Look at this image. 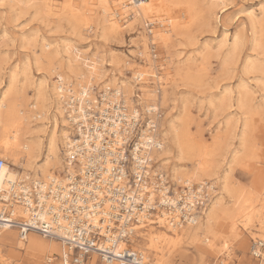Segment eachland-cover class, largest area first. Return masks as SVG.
<instances>
[{
	"label": "bare ground",
	"instance_id": "6f19581e",
	"mask_svg": "<svg viewBox=\"0 0 264 264\" xmlns=\"http://www.w3.org/2000/svg\"><path fill=\"white\" fill-rule=\"evenodd\" d=\"M63 1V4L59 5L57 0H49L43 7L44 12L48 16L65 14L77 30L87 34L98 31L102 39L103 36L121 38V32L126 27L121 24L122 21L129 22V25H126L130 30L137 27L139 31H135L138 40L136 48L137 51L140 50L138 56L143 65L135 68L133 63L130 64V59L124 58L123 55L121 58L110 56L112 58L106 59L107 57L100 53L90 56L76 47L66 46L64 49V46L62 52L67 54V58H58V55L49 57L45 56V53H42V57L40 54L35 58L34 65L37 68L42 67L45 76L33 86V95L29 98L24 90H21L22 85L21 89L18 86V73L12 71L5 91L0 95V158L6 162L0 172V191L7 190L12 183L16 185L18 180L47 182L57 177L64 181L67 175H71L74 166H70L65 157L73 144L72 137L77 133L72 120V114L77 111V107L68 109L67 101L69 97L75 96L79 106L85 99L95 103L93 95L97 91L103 94V107L106 106L105 100H120L130 113L139 114L143 111L147 115L155 114L150 119L156 123L161 147L159 151L152 152L151 157L157 162L158 171L164 170L168 165L169 170L166 172L175 194L184 186L189 192L192 186H196L198 191L204 187L208 193L207 204L196 225L174 228L166 225L164 218H161L157 227L149 226L145 231L138 233L139 238L132 239V246L143 254L149 264H171L172 252L184 244L202 247L208 252L216 251L217 242L224 250L235 245L237 249H242L245 242L243 234L246 231H253L250 240L261 239L264 242V193L247 192L242 187L232 186L230 181L229 165L241 160L242 151L246 154H249L246 151L250 152V147L245 148L244 131L239 130L242 149L236 151L234 147L227 156L225 151L229 145L224 143L227 140L224 135L215 133L212 136V144L209 145L197 136L198 134H191L188 127L189 106L192 101L187 99V96L184 97L183 93L185 89L193 90L203 86V78L211 72L208 59L213 55L214 49L205 45L202 47L204 52L199 57L182 60V52L177 47L184 46L182 43L190 40L193 27L208 25L216 15V4L223 5L221 0L210 4H206L207 1L204 0ZM261 11V19L252 17L250 26L252 29H256V26L261 29L263 39L260 45L264 47V9ZM146 23L156 24L158 29L151 31V37L149 32L143 29ZM142 25L146 34L141 31ZM241 39L243 38L237 35L233 39L230 52L221 62L222 70H226L236 61L241 50ZM157 41L169 59L168 62L165 61L164 66H158L159 68L155 65L157 55L150 54L148 50V46H156ZM192 45L194 44L190 43L189 46ZM223 46V42L218 44V49L222 47L219 51L224 49ZM249 63L245 66L247 73L257 71L264 74V66ZM106 67H113L118 76ZM26 70L28 69L23 72L25 81L28 79L27 72H30ZM126 72H130L132 77H127ZM150 84L156 86V92L151 90ZM230 93L215 101L217 110L223 111L232 107L229 101L233 100L229 98ZM248 96L243 89V93H238L236 99L239 109L247 110L245 112L253 108ZM161 107L165 108L166 112L164 111L162 118H158L156 113ZM228 125L227 123L224 129H227ZM230 132L232 131H227ZM219 220L223 221L226 234L215 231L214 227ZM14 233L18 234L19 242L10 249L15 252L17 260L21 261L19 264H42L43 258L48 263L53 261L57 254L62 255V248L57 240L46 239L40 235L39 238L35 233L20 234L13 229H3L0 231V238L2 235ZM149 255L152 257L151 261ZM1 259L0 250V263ZM96 259L97 256H93L90 264H94Z\"/></svg>",
	"mask_w": 264,
	"mask_h": 264
},
{
	"label": "built area",
	"instance_id": "2783aa9c",
	"mask_svg": "<svg viewBox=\"0 0 264 264\" xmlns=\"http://www.w3.org/2000/svg\"><path fill=\"white\" fill-rule=\"evenodd\" d=\"M145 29L151 36L154 24ZM150 48L156 56L155 46ZM102 96L95 91L97 105L85 99L82 108L75 96L67 101L68 109L77 107L72 114L77 133L65 157L74 166L66 180H18L0 191V231L57 240L62 255L48 264H84L92 256L103 264H149L132 239L161 218L174 228L194 226L207 204L204 187L189 192L184 186L175 194L166 171L156 170L151 154L160 150L161 140L150 119L155 114L130 113L120 100H105L103 107ZM5 166L0 158V172ZM249 246L252 261L264 264V242L253 239Z\"/></svg>",
	"mask_w": 264,
	"mask_h": 264
},
{
	"label": "rangeland",
	"instance_id": "374dc122",
	"mask_svg": "<svg viewBox=\"0 0 264 264\" xmlns=\"http://www.w3.org/2000/svg\"><path fill=\"white\" fill-rule=\"evenodd\" d=\"M57 1L59 5H62L64 2L63 0ZM204 1H207L205 2L206 4L213 2L217 3L215 0H211L212 2L210 0ZM221 2L223 3L222 6L218 3L216 4L217 6L214 7L216 15L211 18L208 25L193 27V29H191L190 40L188 39L186 41L184 39L185 42H181L184 46L177 47L178 50L182 52V60H188V58L190 59L195 56L199 57L201 53L203 54L205 45H209L214 49L212 51L213 55H210L208 59L211 72L209 76L203 78V82L201 83V85H203L201 86L202 89L199 87L193 89L194 91L192 88H190V90H184V97L187 96L186 98L192 101L189 106L188 127L191 134H198L197 136H200V138L204 139L209 145L212 144V136L215 133L224 135L227 139L224 143L229 145L227 151H225V149L223 150L227 152V156L234 147L236 151L242 149L239 133L244 131L246 135H244V138L246 137L245 142L247 143H245V148L250 147V152L246 151L249 153L246 154L242 151L243 155L246 154V156H243L241 153V160L238 163H231L229 165L228 169L231 175V185L242 187L250 193L263 194L264 74L257 73V71L247 73L246 67L249 62V64L264 66V47L261 46L263 39L262 31L258 26H256V29H252L250 26L252 17L257 20L261 19V10L264 9V0H221ZM48 3L49 0H0V95L5 91L4 89L9 75L12 71H15L18 73V80L20 82L18 86L20 89L23 87L21 90H24L27 98L32 96L33 86H35L38 81L44 79L45 76L43 68H37L34 65L35 58L40 54V57H42V53H45V56L49 57L58 55V58H67V54L62 52V50L64 51L68 46L76 47L80 52L90 56L95 53H100L107 57L106 59H109L110 56H114L115 58L120 56L119 58H121L123 55L124 58L130 59V64L133 63L132 65L135 68L143 65L138 56L140 50L137 51L138 49L136 48L138 40H136L137 33H135V31H139L137 27H135L134 30H130L127 26L129 22L122 21L121 24L126 27L121 32V38L119 36H109L106 37V39L103 36L102 39V37L99 36L100 34L97 33L98 31L87 34V32L80 29L77 30L74 24L69 21V17L65 14L61 13L58 16H48L43 9L44 5ZM142 27L143 25L141 26V31L145 28L143 27L142 29ZM157 30L156 24H154V30L152 31ZM143 32L144 34L147 33L146 30ZM236 35L239 38L240 36L243 38L241 39L242 45L240 44L241 50L234 62L235 64L231 63L226 70H222L221 62H223L230 52V44H232ZM221 42L224 43V49L219 51L222 47L218 49L217 46ZM190 43L194 45L189 46ZM155 45V53L157 55L155 65L157 67L160 65L164 66L165 61H169L168 56L159 41H157ZM216 48L218 51H216ZM148 50L151 54V48ZM106 68L118 76V73L114 71L113 67ZM25 69H28L26 71H30L29 73L27 72L28 79L26 81L24 79L25 75H23ZM126 76L129 78L132 77L130 72H126ZM154 81L156 80L154 79ZM149 83H151V81ZM150 86L152 87L151 90L156 92V86H153V84H150ZM199 89L200 91L198 92ZM243 89L247 96H250L253 103L252 110L249 109L248 112H245L247 111L245 109H243V111L239 109L236 102L238 93H243ZM227 92H231L229 98L233 99L229 100L230 106H232L230 107L231 109H224L225 111L217 110V102L215 101L226 97L228 95ZM157 94L159 95V93ZM209 101H211V103ZM164 111L166 112L165 108L161 107L160 112L162 113H160V118L165 115ZM244 113L246 115H244ZM230 122L236 124L233 123L232 126ZM227 123L229 124L227 126L228 128L224 129ZM244 124L245 126H243ZM230 130L232 132L227 133V131L229 132ZM165 167L164 170L168 172V165ZM262 197H264V195ZM214 229L220 234H226L227 232L222 220H219ZM251 232L253 231L244 232L245 235L243 234V238L245 242L242 249H237L235 245L229 246V248L224 250L223 246L221 248L219 242L216 244L218 248L215 252H208L202 247L198 248L188 244L181 245V247L172 252L170 256L171 264H257L253 262L249 256V242L250 238H252L250 237ZM37 236L40 238L39 235ZM18 242L17 233L1 236L0 250L2 252V263L0 264H19L21 262L17 260L13 249H10V247L16 246ZM45 242L47 241L45 240ZM57 256L60 255L57 254ZM149 258L151 261L152 257L150 255ZM91 261L92 259L88 260L86 264H90ZM42 264H48L46 259L43 258ZM51 264L60 263L54 262ZM94 264H102V262L96 259Z\"/></svg>",
	"mask_w": 264,
	"mask_h": 264
}]
</instances>
